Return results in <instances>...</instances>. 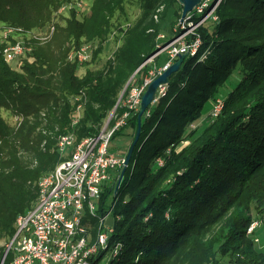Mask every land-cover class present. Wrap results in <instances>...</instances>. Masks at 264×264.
<instances>
[{
	"label": "trees",
	"instance_id": "obj_1",
	"mask_svg": "<svg viewBox=\"0 0 264 264\" xmlns=\"http://www.w3.org/2000/svg\"><path fill=\"white\" fill-rule=\"evenodd\" d=\"M66 1L0 0L1 24L21 31L54 29L46 44L32 40L12 61L5 60L0 44V259L16 217L36 199L39 178L62 159L59 136L73 133L79 140L99 132L129 77L142 65L121 100L155 67L161 53L146 60L168 41L160 37L156 10L163 7L159 19L166 22L168 9L177 19L182 9L178 0H91L88 12L69 10L51 22ZM127 3L140 14L124 26L113 25L116 13L125 16ZM212 3L183 18L189 27L203 19L185 37L199 38L200 45L142 114L118 188L116 180L101 191L91 232L96 234L98 219L107 212L110 230L90 264L109 249L108 264H264L254 235L264 225V0H220L207 15ZM111 28L121 33V44L100 68L79 74L87 60L69 59L70 51L94 42L95 60ZM236 69L239 79L222 95L220 113L200 124ZM78 106L82 116L73 123ZM3 109L19 115L17 125L6 122ZM124 110L120 101L109 123ZM127 125L135 135L136 111L112 137ZM254 215L260 225L247 233ZM10 258L11 250L5 263Z\"/></svg>",
	"mask_w": 264,
	"mask_h": 264
},
{
	"label": "built area",
	"instance_id": "obj_2",
	"mask_svg": "<svg viewBox=\"0 0 264 264\" xmlns=\"http://www.w3.org/2000/svg\"><path fill=\"white\" fill-rule=\"evenodd\" d=\"M203 5H206L205 0L195 8L201 10ZM185 19L179 23L185 22ZM197 24L187 26L174 40L166 42L164 48H160L146 60L150 61L162 50L166 51L168 56L164 64L149 70L141 84H132L128 94L121 100L125 110L115 118L113 124L109 122L110 118L115 117V110L112 116L104 120L97 134L87 135L79 140L71 134L59 136L57 145L60 151L64 152L68 148L70 150L53 169L39 178L36 183V199L31 208L16 217L15 233L7 244L8 250L2 255L0 264H90L100 246L106 243L107 232L110 230L104 221L108 215L105 213L99 217L98 229L96 234L92 235L90 217L98 212L101 191L117 180L124 164V156L113 154L108 149L111 137L115 130L125 124L130 112H137L139 99L149 81L161 73L180 53L194 54L197 51L199 38L191 41L185 38ZM7 33L8 31L4 33L2 54L6 61H12L27 48L20 42H11L6 38ZM68 57L79 62L86 60V47L71 51ZM164 90L165 86L162 85L157 90L158 96L163 95ZM218 109L219 106L213 114H216ZM76 120L73 119V123ZM259 225L260 221H252L248 226L249 233ZM14 242H17L15 247ZM10 250L11 258L5 263Z\"/></svg>",
	"mask_w": 264,
	"mask_h": 264
},
{
	"label": "rangeland",
	"instance_id": "obj_3",
	"mask_svg": "<svg viewBox=\"0 0 264 264\" xmlns=\"http://www.w3.org/2000/svg\"><path fill=\"white\" fill-rule=\"evenodd\" d=\"M209 1L211 2V0H205L206 5ZM219 2H220V0H213L211 8L215 9V7L218 4H220ZM90 4H91V0H68V1L64 2L54 13H52L51 18H50L51 22L56 21V19L59 16V13L66 15L69 13V10H74V9L86 7L87 8L86 12H88ZM203 6H205V5H203ZM162 10H163L162 6L156 10V12H159V13L154 15V20L155 21L158 20V22H159L160 37L164 40L168 38V41H166V42H169V40H172V39L174 40V37L178 36L180 34V32H183L182 30H184L187 27V24L185 22L179 23L180 17L177 19L175 17L174 13L172 16L171 12H173V8L168 9L166 12L165 18L168 21L165 22L163 20H160L159 14L162 13ZM139 14H140V11L135 4L127 3L125 5V16L120 14V13H116L113 16V18L110 20V22L113 23V25L118 23L121 26H124L127 23L133 21ZM168 22H169V24H168ZM6 31H8L6 38L12 40L13 42H15V41L20 42L25 48H27V51L29 50L28 47L30 46V44H29L30 41L33 40V43L35 41L36 43L46 44L54 35L53 27H46V28L44 27V28L38 29L36 31H34V30L21 31L20 28L15 26V25L1 24L0 23V44L4 42L3 38H5L4 33ZM111 33H112L111 36H109L108 40L105 42V46H104L103 51L95 58V60L91 59L92 58V50L95 47V43L94 42H85L83 44V47H86V54L88 55V57L86 59L87 65H85V64L81 65L82 68L79 69V72H78L79 74H82L84 72V68H86V67L91 68V69L100 68L104 64L106 59L109 57L110 53L114 50V48L116 46H118L119 44H121V40H120L121 33H119V31L117 29H113V28H111ZM163 35H164V37H163ZM117 38H118V40H117ZM164 45L165 44H158V50L160 48H164ZM73 51H75V50H73ZM159 53H161L160 58L157 61V64L154 65L155 67H153V69H156L161 65V63L164 60V55H166V51H163V50ZM23 54H24V52L22 54H20L19 57H21ZM150 61H148V62H150ZM141 66L142 65H140L136 69V71ZM239 74H240L239 70L236 69L228 77V80L220 88V92H218L219 94L216 96V98H214L211 101V107L212 108H211L209 115L206 118H200L199 119L200 124H204L205 122L209 121V119H212V117H215L216 115H218L220 113V111H221L220 109H222V107H223L222 95H225L237 83L239 76H240ZM218 106H219V109H218L217 113L213 114V112L215 111V108H217ZM82 111H83V109L81 106L78 108V111L76 112L77 115L76 114H75L76 116L73 115L74 116L73 119L78 120V118H80L82 116ZM1 114L7 123H9L10 125H13V124L17 125V120H19V118H18L19 115L17 113H13V111H11L9 109H3ZM107 117H106V119H107ZM133 131H134V129L131 126L127 125L123 128V130L120 133H117L116 135H114L111 138L109 146H108L109 151L111 153L113 152V154H116L118 156H124L125 157L127 152H128V149H129V147H130V145L134 139ZM66 134H71L74 136L73 133H66ZM187 142L188 141L185 140L181 143V145H185ZM69 150L70 149L68 148L64 152H61L59 149V146H58V152L60 153L62 159L66 156V154L68 153ZM158 162L161 163V160H158ZM142 164H143V160L141 158L136 162L134 170L135 171L139 170L141 168ZM108 211H110V210H108ZM107 213L109 214V212H107ZM254 220H259L257 215H254ZM254 235L258 239L257 240V246L264 252V225L261 226L260 228H257ZM1 244H2V242H0V245ZM7 244H6V246H7ZM13 245L15 247L17 245V242H14ZM111 251L112 250L109 249L102 256V258H100L97 261L96 264H108V260H109Z\"/></svg>",
	"mask_w": 264,
	"mask_h": 264
},
{
	"label": "water",
	"instance_id": "obj_4",
	"mask_svg": "<svg viewBox=\"0 0 264 264\" xmlns=\"http://www.w3.org/2000/svg\"><path fill=\"white\" fill-rule=\"evenodd\" d=\"M178 2L181 4L182 6V9H181V16H180V20H182L186 14L188 12H190L191 10H193L196 6H198L202 0H178ZM189 55V53H180L176 59H174V61H172L164 70H162L161 73H159L158 75H156L155 77H153L150 81H149V84H147V87L145 89V91L142 93L141 95V99L140 100V104H139V108L137 110V127H136V131H135V135H134V139L128 149V152L126 154V156L124 157V164L119 172V175H118V178H117V181H116V186H115V190L118 188L123 176H124V173H125V169H126V166L129 162V159H130V156H131V153H132V150H133V147L135 145V143L137 142L138 138H139V135H140V131H141V117H142V114L144 113V111L146 110V108L148 107V105L150 103H153L156 99H157V90L162 86V85H165L167 84L168 82V77L169 75L172 73V72H175L181 62L183 61V59ZM136 70L133 72L135 74ZM132 74L129 79L127 80V82L125 83L124 87H122V90L117 98V101L113 107V109L111 110L110 112V115L109 116H112L115 108L117 107L119 101H121V98L124 94V91L127 87V85L129 84V82L131 81L133 75ZM8 247H6L5 251H4V254L3 256L6 254L7 250H8Z\"/></svg>",
	"mask_w": 264,
	"mask_h": 264
},
{
	"label": "bare ground",
	"instance_id": "obj_5",
	"mask_svg": "<svg viewBox=\"0 0 264 264\" xmlns=\"http://www.w3.org/2000/svg\"><path fill=\"white\" fill-rule=\"evenodd\" d=\"M247 233H249V227H248V229H247Z\"/></svg>",
	"mask_w": 264,
	"mask_h": 264
}]
</instances>
